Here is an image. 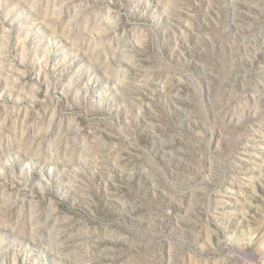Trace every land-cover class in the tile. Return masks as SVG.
<instances>
[{
    "label": "rangeland",
    "instance_id": "rangeland-1",
    "mask_svg": "<svg viewBox=\"0 0 264 264\" xmlns=\"http://www.w3.org/2000/svg\"><path fill=\"white\" fill-rule=\"evenodd\" d=\"M0 264H264V0H0Z\"/></svg>",
    "mask_w": 264,
    "mask_h": 264
}]
</instances>
